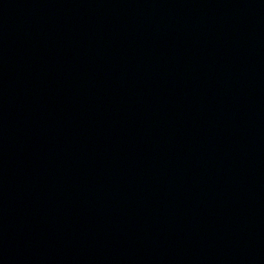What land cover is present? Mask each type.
Returning <instances> with one entry per match:
<instances>
[{
	"label": "water",
	"instance_id": "1",
	"mask_svg": "<svg viewBox=\"0 0 264 264\" xmlns=\"http://www.w3.org/2000/svg\"><path fill=\"white\" fill-rule=\"evenodd\" d=\"M0 264H264V0H0Z\"/></svg>",
	"mask_w": 264,
	"mask_h": 264
}]
</instances>
